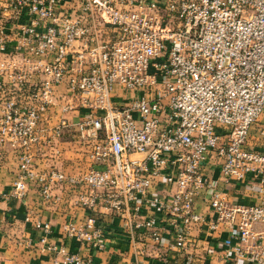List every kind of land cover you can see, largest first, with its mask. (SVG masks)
I'll list each match as a JSON object with an SVG mask.
<instances>
[{"label": "built area", "instance_id": "1", "mask_svg": "<svg viewBox=\"0 0 264 264\" xmlns=\"http://www.w3.org/2000/svg\"><path fill=\"white\" fill-rule=\"evenodd\" d=\"M81 112L77 124L64 117ZM263 117L264 0H0V159L6 145L22 151L3 196L22 200L35 180L56 207L69 188L88 215L62 232L81 247L106 250L98 216L157 245L170 228L180 251L193 229L228 226L227 264H264ZM71 128L87 164L36 173L33 147L61 159ZM213 170L254 202L229 197ZM36 227L53 264H90L51 243L50 224Z\"/></svg>", "mask_w": 264, "mask_h": 264}, {"label": "crops", "instance_id": "2", "mask_svg": "<svg viewBox=\"0 0 264 264\" xmlns=\"http://www.w3.org/2000/svg\"><path fill=\"white\" fill-rule=\"evenodd\" d=\"M73 121V124H77L78 119L73 118ZM70 130L71 132L67 131L57 141L58 147L64 153L61 159L49 158L41 142L33 147L32 166L36 173L55 166L67 175H75L79 172V166L87 164L86 155L76 136V129ZM21 152L6 145L0 159V264H53L52 255L40 249L39 241L45 237V233L36 227L37 223L51 225V243L66 245L72 253L81 252L83 257L91 259L90 264H185V254L188 253L195 257V264H227L224 256L228 252L231 253L235 245L228 226L212 235L199 228L193 229L186 251L172 248L175 239L170 228H166L162 242L157 245L149 234L137 232L133 236L119 218L112 216H98L105 226L106 250L93 251L81 247L75 240L66 239L62 232L63 225L69 221L82 223L88 215L85 209L71 204L69 188L63 193L67 201L56 207H49L43 202L40 185L35 180L28 182V192L24 199H7L3 196L9 193L19 174ZM209 177L219 181V187L226 190L232 199L246 203L254 202L246 197L248 191L241 185L222 182L218 170L209 173ZM196 208L199 213L209 215L210 209L205 202L199 201ZM143 213L148 215L147 210H143ZM238 264L254 263L248 258L238 260Z\"/></svg>", "mask_w": 264, "mask_h": 264}, {"label": "rangeland", "instance_id": "3", "mask_svg": "<svg viewBox=\"0 0 264 264\" xmlns=\"http://www.w3.org/2000/svg\"><path fill=\"white\" fill-rule=\"evenodd\" d=\"M79 115H84V112H81V113H77L76 114V116H74V115H72V114H64V117L65 118H68V119H72V118H75V119H77L76 117H78ZM262 121H264V117L262 118ZM70 132H71V130H70ZM70 132H68V133H70Z\"/></svg>", "mask_w": 264, "mask_h": 264}]
</instances>
